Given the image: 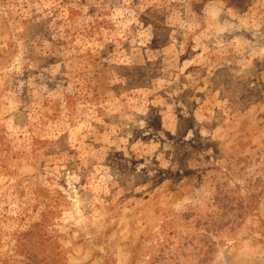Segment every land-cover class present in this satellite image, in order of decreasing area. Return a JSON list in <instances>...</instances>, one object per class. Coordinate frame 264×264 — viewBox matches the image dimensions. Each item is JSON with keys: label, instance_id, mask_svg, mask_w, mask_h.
<instances>
[{"label": "rangeland", "instance_id": "rangeland-1", "mask_svg": "<svg viewBox=\"0 0 264 264\" xmlns=\"http://www.w3.org/2000/svg\"><path fill=\"white\" fill-rule=\"evenodd\" d=\"M0 264H264V0H0Z\"/></svg>", "mask_w": 264, "mask_h": 264}, {"label": "trees", "instance_id": "trees-1", "mask_svg": "<svg viewBox=\"0 0 264 264\" xmlns=\"http://www.w3.org/2000/svg\"><path fill=\"white\" fill-rule=\"evenodd\" d=\"M193 145L195 146V142H193ZM195 149H196V151H197V146H195ZM203 155H204V153H203Z\"/></svg>", "mask_w": 264, "mask_h": 264}]
</instances>
